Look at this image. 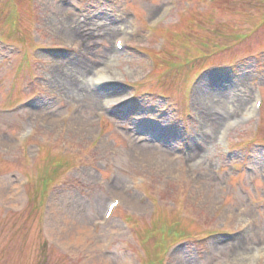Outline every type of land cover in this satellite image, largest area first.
Returning <instances> with one entry per match:
<instances>
[{
	"label": "rangeland",
	"instance_id": "obj_1",
	"mask_svg": "<svg viewBox=\"0 0 264 264\" xmlns=\"http://www.w3.org/2000/svg\"><path fill=\"white\" fill-rule=\"evenodd\" d=\"M167 4L0 0V264H140L162 220L190 236L162 264H264V105L243 123L264 99V0H176L152 30ZM98 69L116 76L110 92L92 106L67 96ZM47 151L70 168L54 169L39 226L22 211Z\"/></svg>",
	"mask_w": 264,
	"mask_h": 264
},
{
	"label": "bare ground",
	"instance_id": "obj_2",
	"mask_svg": "<svg viewBox=\"0 0 264 264\" xmlns=\"http://www.w3.org/2000/svg\"><path fill=\"white\" fill-rule=\"evenodd\" d=\"M58 13L59 15H65V9L62 7V5H60L58 7ZM113 53V50H107L103 53V57H109L110 54ZM75 68V67H73ZM112 75L108 74L107 72H104V73H101L98 75V77H96L95 79V83L96 84H99V83H102L103 81H107V80H110L112 79L111 81L113 80H116V76H112ZM75 78H77L76 76H73ZM73 81H75L74 83H70V84H65L66 85V88H63L64 90H66L67 92V96H71V97H75L77 98L78 100H80L82 103L88 105V106H92V97H95V95L93 96V93H91L88 88L85 86H82L79 82V80L77 79H74ZM220 81L217 80V81H213L212 79L208 81V83L206 84L207 87L210 89L212 88L213 86L219 84ZM206 88V86L203 88V90H201L199 92V96H203V92H204V89ZM99 90H105L104 92H110V88L108 86H103L101 89ZM205 98H208V97H205ZM226 98V97H225ZM225 98H220L217 102H218V108H221V106H225L224 105V102L226 103L227 101L224 99ZM207 100V99H206ZM222 119V118H220ZM206 136V135H205ZM196 148L193 146L190 150V152H193ZM116 209H114L113 211H115ZM177 264V263H176Z\"/></svg>",
	"mask_w": 264,
	"mask_h": 264
},
{
	"label": "trees",
	"instance_id": "obj_3",
	"mask_svg": "<svg viewBox=\"0 0 264 264\" xmlns=\"http://www.w3.org/2000/svg\"><path fill=\"white\" fill-rule=\"evenodd\" d=\"M31 201L32 200L30 199L29 202L31 203ZM33 214H34V211L29 214V217H31Z\"/></svg>",
	"mask_w": 264,
	"mask_h": 264
}]
</instances>
